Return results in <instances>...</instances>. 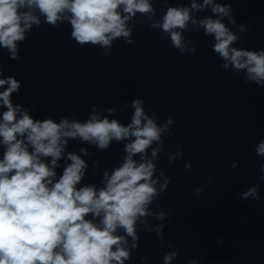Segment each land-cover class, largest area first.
Instances as JSON below:
<instances>
[{"label":"clouds","instance_id":"clouds-1","mask_svg":"<svg viewBox=\"0 0 264 264\" xmlns=\"http://www.w3.org/2000/svg\"><path fill=\"white\" fill-rule=\"evenodd\" d=\"M209 5L216 19L209 17L197 22L191 18L189 7H168L162 21L154 22L151 27L168 34L172 47L183 55L182 32L187 30L190 21L199 23L204 34L214 38L212 51L224 61L221 68L229 70L231 66L237 74L243 70L246 83L264 88V49L232 47L240 37L222 23L225 17L229 23H235L230 16L231 3L203 0V5L193 2L191 10L198 11ZM36 11L53 27H58V21L68 19L70 36L78 45L105 47L119 37L132 44L126 21L137 13L154 14L149 0H0V47L8 50L9 59L19 58L17 42L25 41V33L33 25L40 26ZM190 51L194 54L197 49L193 47ZM21 87L22 81L12 75L4 77L0 69V89H3L0 91V109H3L0 145L4 147L0 159V264H125L130 261L131 252L139 248L137 223H146L143 218L152 215L149 206L171 183L163 169L159 173L163 183L153 179L157 165L147 158V150L154 142L163 144L161 137L168 132L171 118L158 126L155 114L149 118L145 113L144 101L134 99V114L127 126L116 119H101L98 114H92L84 123L67 118L58 123L52 118L34 119L25 106L12 99ZM108 111L111 114L112 110ZM128 138L134 139L125 145L123 163L111 175L104 173V187L79 186L88 165L74 152H67L70 163L56 178L58 161L65 158L69 139L107 150L112 141ZM80 151L88 155L86 149ZM158 151L152 148V157ZM254 151L264 158V139L256 144ZM136 154H141L140 162L133 159ZM175 158L170 157L169 163ZM237 166L238 162H233L231 168ZM185 168H192L190 161L185 163ZM261 171L264 172V164ZM196 191L199 195L203 189ZM239 195L245 201L249 197L260 200L259 185ZM171 215L161 211L156 218L165 220ZM164 227L160 224L155 229L161 239ZM118 229L123 230L122 235L117 234ZM127 238L133 241L131 248ZM176 256L175 251L165 254L163 264H171Z\"/></svg>","mask_w":264,"mask_h":264}]
</instances>
